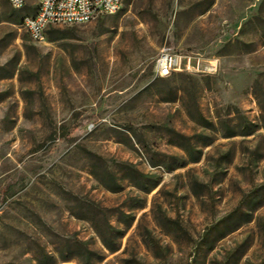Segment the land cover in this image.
Masks as SVG:
<instances>
[{"label":"rangeland","instance_id":"obj_1","mask_svg":"<svg viewBox=\"0 0 264 264\" xmlns=\"http://www.w3.org/2000/svg\"><path fill=\"white\" fill-rule=\"evenodd\" d=\"M27 4L0 0V264H264V0H124L41 42Z\"/></svg>","mask_w":264,"mask_h":264},{"label":"built area","instance_id":"obj_2","mask_svg":"<svg viewBox=\"0 0 264 264\" xmlns=\"http://www.w3.org/2000/svg\"><path fill=\"white\" fill-rule=\"evenodd\" d=\"M13 10L27 7V0H7ZM35 14L22 21V28L35 42L44 39L49 26L88 24L104 15L117 13L124 0H33ZM181 58L169 48H162L154 62L157 77L165 78L180 70Z\"/></svg>","mask_w":264,"mask_h":264},{"label":"trees","instance_id":"obj_3","mask_svg":"<svg viewBox=\"0 0 264 264\" xmlns=\"http://www.w3.org/2000/svg\"><path fill=\"white\" fill-rule=\"evenodd\" d=\"M20 11V10H19Z\"/></svg>","mask_w":264,"mask_h":264}]
</instances>
